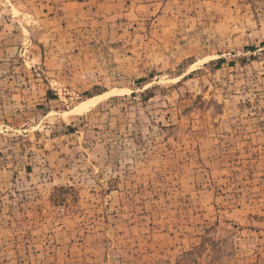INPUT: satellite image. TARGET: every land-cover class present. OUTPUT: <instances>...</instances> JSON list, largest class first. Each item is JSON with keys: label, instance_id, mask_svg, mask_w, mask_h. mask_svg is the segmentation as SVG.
I'll list each match as a JSON object with an SVG mask.
<instances>
[{"label": "rangeland", "instance_id": "1", "mask_svg": "<svg viewBox=\"0 0 264 264\" xmlns=\"http://www.w3.org/2000/svg\"><path fill=\"white\" fill-rule=\"evenodd\" d=\"M0 264H264V0H0Z\"/></svg>", "mask_w": 264, "mask_h": 264}, {"label": "bare ground", "instance_id": "2", "mask_svg": "<svg viewBox=\"0 0 264 264\" xmlns=\"http://www.w3.org/2000/svg\"><path fill=\"white\" fill-rule=\"evenodd\" d=\"M97 97H93L91 99H89V101H94ZM84 103V102H83ZM83 103H80V104H83Z\"/></svg>", "mask_w": 264, "mask_h": 264}]
</instances>
